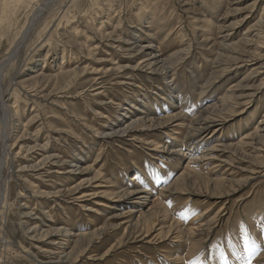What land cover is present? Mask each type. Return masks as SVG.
<instances>
[{
  "label": "rangeland",
  "instance_id": "obj_1",
  "mask_svg": "<svg viewBox=\"0 0 264 264\" xmlns=\"http://www.w3.org/2000/svg\"><path fill=\"white\" fill-rule=\"evenodd\" d=\"M19 13L17 26L31 30L15 52L20 35L0 27V85L14 110L11 119L2 120L0 101V122L5 121L0 125V232L9 241L0 247V264H246L245 236L256 248L251 264H264V0H32L21 4ZM222 24L233 25L227 43L241 44L239 53L250 39L248 63L227 61L233 56L221 52ZM172 38V45L161 46ZM140 39L144 45L154 41L145 52L165 59V71L132 68L144 54L132 43ZM179 48L183 53L170 57ZM219 53L222 66L215 62ZM40 71L47 78L32 81ZM141 105L152 111L150 117L183 111L188 121L212 117L217 122L206 129L195 123L194 141L178 160L171 152L183 146L172 131L176 122L136 125L126 134L106 136L120 121L139 116ZM3 130L14 133L8 143L13 155L6 153ZM36 142L40 146L28 152ZM54 153L59 156L53 161L67 164L23 170ZM192 153L199 159L190 165ZM75 158L79 162L73 163ZM184 171L192 180L177 182ZM207 176L219 186L206 190L200 182ZM122 182L147 188L150 204L161 201L184 226L195 220L200 227L195 237L176 242L170 233L159 239L156 225L148 236L137 233L129 240L127 233L128 241L120 245L127 214L137 204L134 196L118 207V198L92 192ZM79 183L77 194L69 195ZM113 212L121 214L116 220L122 226L107 228L78 259L53 258L60 246L51 241H61L62 233L34 236L36 225L42 230L75 225L72 233L92 232ZM76 247L71 242L66 251L78 255L81 245Z\"/></svg>",
  "mask_w": 264,
  "mask_h": 264
},
{
  "label": "bare ground",
  "instance_id": "obj_2",
  "mask_svg": "<svg viewBox=\"0 0 264 264\" xmlns=\"http://www.w3.org/2000/svg\"><path fill=\"white\" fill-rule=\"evenodd\" d=\"M32 0H5L3 5L0 7V27L2 28H6V29H12L15 31V35H17L16 37H18L20 35V37L18 38V43L16 44L15 48H14V52L19 49L20 45L23 43L24 39L27 37L28 35V32H29V27L26 29L25 26L24 27H18L17 24H19V12L21 10V4L23 3H26V2H31ZM37 1V0H36ZM256 3V2H255ZM37 8V5L35 6ZM34 7V10L36 9ZM39 7V6H38ZM40 10V9H39ZM39 10H36L39 11ZM41 12V10H40ZM33 19V18H32ZM262 20V19H261ZM264 20V19H263ZM29 22H33L30 21ZM150 22V21H149ZM29 24V23H28ZM35 25V24H34ZM149 25V24H148ZM233 26V25H232ZM230 26V25H227V24H222L220 25L219 27V33H220V36L222 37V41L220 43V49H222L221 52H223V50L227 53H231L233 57H231V60H227L229 63L231 62L236 64V63H239V64H245V63H248V61H250L249 59V55L247 53L248 50H246V46H247V43H249L250 39L247 38L246 40V44L243 43L244 45V52L243 53H239L240 52V46L238 45H241V44H236V43H227V42H230V40L232 39V34L231 31L233 29V27ZM76 30H78L77 26H74ZM73 27V28H74ZM149 27V26H147ZM33 28V26H32ZM71 28V27H70ZM30 30H31V27H30ZM100 31V30H99ZM102 31V30H101ZM70 32V31H69ZM6 33V31H5ZM4 33V34H5ZM99 33V32H98ZM114 33V32H113ZM3 34V33H2ZM103 34V33H102ZM148 34H151V33H148ZM62 35V34H61ZM111 35V34H109ZM139 35V34H137ZM180 35V30H178L177 32V36ZM4 37V35H2ZM1 36V37H2ZM104 36V35H102ZM101 36V37H102ZM108 36V35H107ZM136 36V35H135ZM169 36V35H168ZM256 36H258L256 34ZM6 37V36H5ZM74 37V36H73ZM260 37V36H259ZM165 38V37H164ZM168 38H171V36H169ZM101 39V38H100ZM148 39V38H147ZM69 40V39H68ZM67 40V41H68ZM174 40L175 38L171 39V41L169 42L168 39H166L165 41L162 40L160 42L161 46L166 44L167 46H169L170 44L172 45L174 43ZM74 41L75 43L78 42L76 39L72 40ZM89 41V40H88ZM181 42L184 41V37H181L180 39ZM80 42V41H79ZM138 42H142V40L140 39L137 40V41H134L132 42L133 44H136L140 47V50H137L136 48H134L135 50H137V53H142V51L144 52V54H140L142 55V57L140 58V62L137 63L136 65H134V67H132L133 69H151L152 72H162V71H165L167 69L166 67V60L165 59H159L160 57H150L151 56V53H148V52H145L147 51V49H150L153 44H154V41L153 40H148V42H146V44H140ZM71 43V42H70ZM75 43L73 45H75ZM78 47L80 44H77ZM132 46V45H131ZM134 46V45H133ZM146 48V49H145ZM77 49V48H76ZM130 49V48H128ZM127 49V50H128ZM134 49L132 48L131 51L133 50L134 52ZM87 50V49H86ZM184 51V48H179L177 50H174L173 53L170 55V57H174L175 55H181ZM90 53V52H89ZM236 53H239L238 55ZM133 54V53H132ZM223 54L222 53H219V57H217V59L215 60V62L218 64V65H221V61H219L220 59H222L220 56H222ZM252 57V56H250ZM253 58H255L253 56ZM257 58V57H256ZM256 60V59H255ZM254 61V60H253ZM260 61V60H259ZM20 63V62H19ZM253 64H257L256 62L253 63ZM121 66V65H120ZM120 68V67H119ZM76 69V68H75ZM83 69V68H82ZM223 70V69H222ZM79 71V70H78ZM12 72V71H11ZM81 71H79L78 73H80ZM0 77H2V72L0 71ZM38 73V72H37ZM40 73H42L40 71ZM65 74H67L66 72H64ZM14 74V72L12 73ZM64 74V75H65ZM69 74V72H68ZM71 74V73H70ZM36 77L34 76L33 77V80L32 81H36V80H39V78L43 79L45 77V73L43 72L42 74H35ZM61 75H63V73L61 72ZM10 76V75H9ZM47 76V75H46ZM62 77V76H61ZM7 78V77H6ZM47 78V77H45ZM2 79V78H0ZM9 80V79H8ZM46 80V79H45ZM29 81V80H28ZM40 81V80H39ZM38 81V82H39ZM21 82V81H20ZM25 82V81H24ZM23 82V83H24ZM31 82V81H30ZM37 82V83H38ZM43 82V81H42ZM47 82H48V79H47ZM0 83H1V80H0ZM19 83V82H18ZM22 83V84H23ZM26 83V82H25ZM40 83V82H39ZM16 84V83H15ZM27 84H31L29 82H27ZM11 85V84H10ZM24 85V84H23ZM35 85V83H34ZM14 86V85H13ZM37 87V86H36ZM2 88L1 85H0V101H2L3 103V112L5 113L4 114V117L2 120H9L12 118V114L14 115L13 111V107L11 104L12 101L9 98H6L5 96H3L2 94ZM35 88V87H34ZM205 88V87H204ZM203 88V89H204ZM15 91V90H14ZM23 91V90H22ZM38 91V90H36ZM165 92V91H164ZM17 94V93H16ZM35 95V94H34ZM157 99V98H155ZM168 101V99H167ZM187 101V100H186ZM186 101H184L183 103H185ZM186 104V103H185ZM136 106V105H135ZM147 106V105H145ZM141 108L144 109V107L141 105L140 106ZM19 108V107H18ZM182 108H184V106L181 107V110ZM143 109L140 110L141 113H139L140 115L137 116V117H134V115L132 114L129 119H126L125 121H120L118 123V126L117 128L109 133L111 135H109L107 133L106 136H112V135H115V134H126L128 132H131L133 130V128L136 126V125H140V126H145V127H153L154 125L157 124L158 127L156 128H159V127H162V125H166L167 123H171V122H176L175 124H173V130L177 135L175 136V140L176 141H182V144L183 146H181L180 148H172L171 149V152H175L178 156L176 158V160H178L179 157H186V155L182 152V149L184 146L188 145L190 146V144L194 141L193 137L190 136V132H191V129L193 126H195L194 124L197 123L200 128L202 129H206V128H210L212 126L215 125V122H217V120L215 119H212V117H205L202 121H200L198 119V117L196 118H193L191 119L190 121L187 120V117L186 116H183V111L180 112V115L179 113H176V114H171V115H168L167 118H156V117H150V114L152 111L150 110H145V114L142 112L144 111ZM129 112V111H128ZM138 112V111H137ZM149 112V113H148ZM138 115V114H136ZM127 116V115H125ZM126 118V117H125ZM161 119V120H160ZM123 120V119H122ZM261 122V121H260ZM2 123H5V121H2L0 122V125ZM149 123V124H147ZM262 123V122H261ZM6 125V124H5ZM13 125V124H12ZM19 125V124H18ZM3 126V125H2ZM10 126V125H9ZM168 126H171V125H168ZM12 128V127H11ZM259 129L260 128H257L255 134H258L259 133ZM0 130H1V126H0ZM6 130H7V127H6ZM12 130V129H11ZM216 130V129H215ZM13 132V130H12ZM11 131H4L3 130V145L5 147V149L7 150V154H12V149H13V146L11 144H8L10 142V138L12 139L13 137V134ZM211 134V135H210ZM214 134V130L209 133V134H206L205 135H202L200 137V141H203L205 140L206 137H211L212 135ZM25 135V132L22 136H19L20 137H23ZM182 137V138H181ZM14 138V137H13ZM17 138V137H16ZM181 138V139H180ZM34 141H38V139L36 138H33ZM231 145V144H230ZM229 145V146H230ZM40 146V144H38V142H36L34 145H31V147H27L28 149V152L31 151V149H34V148H38ZM226 146H228V143L226 144ZM216 145L214 147H210L206 153H203L202 155V158L204 157H207L208 154H211L212 151H214L216 149ZM23 148V146H21L20 150ZM42 148L44 150H47L48 147L46 146H42ZM26 149V150H27ZM23 150V149H22ZM18 152V151H17ZM16 152V153H17ZM20 152V151H19ZM196 153V152H195ZM195 153H192L191 156H189V159H190V165H192L193 161H197L199 158L198 157H195L196 154ZM195 154V155H194ZM13 155V154H12ZM9 156V155H8ZM59 155L57 154H47L46 156H43L42 160L40 162H38L37 164H31L30 166H23L25 167L23 170L25 169H36V170H39V169H42L43 166H46L47 165V162L51 163L52 166L53 165H63V164H67V161L66 160H58V161H53L54 158L56 160V158H58ZM19 158V157H18ZM78 158H75L72 160L73 163H77L79 162L77 160ZM194 159V160H193ZM13 164H15L13 162ZM74 166V165H73ZM13 169V167H12ZM22 169V168H21ZM20 169V170H21ZM70 171V170H69ZM39 173V172H38ZM60 173V172H59ZM188 171H184L177 179V182L178 181H184V182H188L190 180H192L190 177L191 174H189ZM188 175V176H187ZM200 175V174H199ZM201 177L203 175H200ZM97 177V176H96ZM204 177V176H203ZM197 178V177H196ZM196 178L195 181H196ZM200 177L198 176V179ZM224 179V178H223ZM226 179V178H225ZM100 180V179H99ZM213 179H210L209 176H207L206 178H204L202 180V183L201 185L203 187L206 188V190H210V188H213V187H218L219 186V183L218 181H214L215 183V186H213ZM176 182V184H177ZM192 182V181H191ZM194 182V181H193ZM212 182V183H211ZM83 183H79V184H76V186L72 187V188H69L68 189V193L69 195H76L77 192L79 191V189L81 188ZM96 187H98L97 185H95ZM67 189V188H66ZM111 190H108V189H105V191H100V189H96L92 192V194H95L97 196H101L102 194V197L105 198V195L106 196H113L115 197L116 199L118 198L120 200V202H116L114 204H116L118 207H121V205H123L124 203H126V199L127 197H131V196H134V197H131L132 199H135V208L131 209L130 213H128L127 215H130V221H128V224L124 227L125 231L124 233L122 234V239L120 240V245H122L123 243H125L126 241H128L125 237H126V234L128 233V239L131 240L137 233H140V235H145V236H148L153 230H156V225L160 228L158 230V238L161 239V238H165L166 236L168 237V234L172 233L174 234V237H175V240L176 242H180V240H182L183 238L186 237V239L188 241H191L195 235L197 234V232L199 231L200 227L199 225L196 224L195 220L190 222L188 226H184V224L182 223H179V221L177 220H173L172 219V216L170 215V213H168L167 209L165 206H163L162 202L161 201H158V202H153L150 204V199H149V194L147 192V188H144L142 189V187L138 186V185H130L126 182H122V184L118 185L117 188H110ZM63 190V189H62ZM59 191V190H58ZM194 191V190H193ZM191 191V192H193ZM39 192H42L44 193L43 191H39ZM52 192H47V193H44V194H50ZM57 193V192H56ZM63 193V192H62ZM65 193V192H64ZM58 195V194H57ZM56 195V196H57ZM65 195V194H64ZM63 195V196H64ZM68 195V196H69ZM190 197V196H189ZM130 198V199H131ZM121 199H125V200H121ZM113 200V199H112ZM190 200H192L191 198H189L187 200V202H189ZM101 205H103L102 202H100ZM127 204V203H126ZM150 204V206H149ZM83 207L84 205L81 204ZM115 207V205H114ZM148 207V208H147ZM138 208V209H137ZM144 208V209H143ZM146 208V210H145ZM137 209V210H136ZM129 211V210H128ZM135 211H140L138 217L135 219L134 217L135 216ZM98 212V211H97ZM121 216V214L119 213H110L108 214V216L106 217L105 219V225L103 227H96L92 232H83V231H79L77 232L76 234L75 233H72V228H74L75 225H73L71 227V229L67 228V227H64L63 229L60 228V227H57V226H53V227H49L48 229L46 230H42V227H39L38 225H36L35 229H33V231L36 232V234H34V236H48L49 234L57 231V233H62V239L61 241H58V240H55L53 239V241H51V243L55 246H60L59 247V252H56V255L55 257H53L54 259H56L57 261H64V259H70V258H77L79 257L80 254H83L84 252L86 251H90L92 248V244L94 241H96L95 239L98 238L99 236L103 235L106 231H107V228L109 227H113V228H119L121 227L122 225L118 224L117 223V220L119 217ZM135 219V220H134ZM135 221V222H134ZM122 224V223H121ZM142 225V227H141ZM34 227V226H33ZM1 229V228H0ZM32 229V228H31ZM30 230V228L28 229V231ZM40 231V232H39ZM39 232V233H38ZM52 235V234H51ZM55 235V234H54ZM130 235V236H129ZM33 236V237H34ZM75 237V238H72ZM54 238V237H53ZM64 239V240H63ZM73 242L74 245H76L78 247V244L81 245V248H80V253H78L77 255V252L76 251H70V252H67L66 251V246L68 247V245ZM8 239L6 237L3 236V233L0 232V247L3 246H8ZM62 244H65L62 246ZM63 247V248H62ZM76 247V249H77ZM6 248V247H5ZM75 249V248H74ZM54 254V253H52ZM54 256V255H53ZM173 256V255H171ZM51 257V256H50ZM177 258L175 260H177L178 262L181 260V257L178 255L176 256ZM50 259V258H49Z\"/></svg>",
  "mask_w": 264,
  "mask_h": 264
},
{
  "label": "snow or ice",
  "instance_id": "obj_3",
  "mask_svg": "<svg viewBox=\"0 0 264 264\" xmlns=\"http://www.w3.org/2000/svg\"><path fill=\"white\" fill-rule=\"evenodd\" d=\"M245 251L247 252V257L244 258L246 264H251V258L255 254L256 248L248 242L247 236H245Z\"/></svg>",
  "mask_w": 264,
  "mask_h": 264
}]
</instances>
